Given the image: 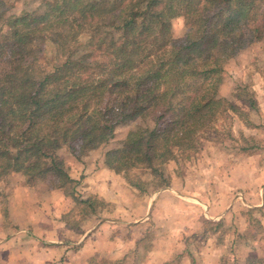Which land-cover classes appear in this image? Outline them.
Returning a JSON list of instances; mask_svg holds the SVG:
<instances>
[{"label": "trees", "instance_id": "16d2710c", "mask_svg": "<svg viewBox=\"0 0 264 264\" xmlns=\"http://www.w3.org/2000/svg\"><path fill=\"white\" fill-rule=\"evenodd\" d=\"M146 1L43 0L40 12L23 11L7 21L11 6L0 0L5 75L0 84V180L11 173L24 178L52 174L55 189L73 201L79 217L93 215L104 203L81 199L78 182L54 164L42 167L49 158L46 145L54 151L73 144L95 151L111 139L115 125L147 114L161 126L157 135L130 130L117 154L104 161L144 196L171 186L164 165L197 154L218 117L232 113L243 118L237 106L218 97V88L223 66L242 35L241 24L260 15L254 33L264 38V0H190L195 11L201 7L203 12L218 1L221 37L207 40L206 19L198 18V28L185 35L183 47L176 46L170 24L188 0H152L156 9L151 15L139 11ZM46 42L65 60L34 74L32 66ZM94 44L105 48L106 66L94 49H87ZM248 100L249 109L257 110L256 101L249 95ZM153 136L159 137L157 146Z\"/></svg>", "mask_w": 264, "mask_h": 264}, {"label": "rangeland", "instance_id": "374dc122", "mask_svg": "<svg viewBox=\"0 0 264 264\" xmlns=\"http://www.w3.org/2000/svg\"><path fill=\"white\" fill-rule=\"evenodd\" d=\"M151 1L147 0L140 5L139 11L151 15L156 9V6L150 4ZM9 3L11 7L6 14L7 21L23 11L40 12L43 0H9ZM213 4L206 12L201 11V7L195 11L188 0L180 11L172 14L170 33L176 46L185 45V35L195 32L198 18L206 19L207 40L221 37V25L216 17L218 1ZM263 9L264 7L261 14ZM260 21L259 15L256 20L250 19L241 24L242 35L234 46L233 57L223 66L218 88V97L237 106L238 111L243 113V118L232 113L221 115L212 128L205 132L197 154L187 160L178 156L164 165L163 172L170 177L171 186L152 195L156 196L152 209L154 215L146 223V228H136L132 235L121 231V238L125 236L127 241L150 245L149 249L142 246L137 248V255L133 256L130 264H179V249L182 247L194 255L192 264H264L263 261H249V253L239 247L243 242V245L248 243L247 246L252 249L259 244L264 247V230L261 233L260 223L264 214L260 212L262 208H257L261 204V196H264V114L258 107L257 110H251L248 106V95L255 101L257 95H264V38L258 39L254 33L255 28L261 26ZM87 49L95 50L101 66L107 65L109 56L102 45L94 44ZM2 59L0 84L5 80ZM64 60L61 52L52 43L46 42L32 66V73L49 70L61 65ZM33 90L31 87L28 94ZM160 128L147 114L137 119L126 118L115 125L111 139L95 150L93 156L90 152L82 151L77 144L72 147L64 146L56 151L52 145H46L44 151L49 158L43 161L42 167L48 168L54 164L68 175L75 176L77 180H74L79 182L78 189L88 177L83 167L86 164L91 167L104 166L106 157L117 154L130 130L136 129L146 134L153 132L155 136ZM154 136L152 142L157 146L159 137ZM242 137L252 141L245 143ZM55 185L56 179L52 174L24 178L18 173H11L0 180V207L5 211L6 202L12 197L15 205L18 201L17 210L20 205L23 206L17 215L24 213V218L29 217L30 213L42 209L38 199L55 189ZM57 192L61 194L58 190ZM79 192L81 190L77 193ZM179 194L184 199H180ZM143 201L141 203L135 199L133 206H130L136 219L151 208L147 197ZM61 208L60 205L54 209L58 211ZM187 211L193 214H181H187ZM10 215L13 217L15 210ZM203 217L219 226L204 224L201 220ZM246 233L251 235L252 240L249 235L245 236ZM259 233L262 238L256 243ZM143 250L149 251V260L141 258ZM136 257L140 258L135 260ZM189 263L182 259L181 264Z\"/></svg>", "mask_w": 264, "mask_h": 264}, {"label": "crops", "instance_id": "0c3cea01", "mask_svg": "<svg viewBox=\"0 0 264 264\" xmlns=\"http://www.w3.org/2000/svg\"><path fill=\"white\" fill-rule=\"evenodd\" d=\"M256 101L258 110L264 114V95L261 97L257 95ZM94 152L89 154L93 156ZM96 166L91 167L86 164L85 168L83 167L88 177L84 185L77 189V192L81 190L78 193L81 199H94L104 203L105 208L93 215L79 217L78 211L73 210V201L58 194L56 189L41 195L38 200L41 201L42 209H37L26 218L24 213L17 215L23 206L20 205V209L17 210L18 201L15 205L12 197L6 202L5 211L0 207V264H130L133 256L137 255L135 253L137 248L140 246L150 248L149 244L138 241L132 243L127 241L128 238L125 236L121 238V231L132 235L136 228L140 230L146 228V223L154 215L152 209L155 206L156 196L152 195L155 193L137 196V193L119 176L105 166ZM69 177L77 180L70 174ZM144 197H147L149 202L147 203L151 208L145 215L136 219L130 206H133L135 199L144 203ZM179 198L184 199L181 194ZM260 202L257 208H262L258 211L264 214V196H261ZM60 205L61 210L56 211L54 208ZM14 210L15 215L12 217L10 213ZM181 214L191 216L193 212L187 211V214ZM203 219L209 221L204 217ZM260 223L262 233L264 218ZM248 235L249 233H246L245 236ZM257 235L256 243L262 238V234ZM249 236L251 238V235ZM243 244H239V247L249 253L247 257L249 261L264 262L262 245H256V248L252 249L247 246L248 243ZM185 250L183 247L179 249V264L182 259L192 264L194 255L191 251ZM139 258L136 257L135 260ZM141 258L149 260L151 258L149 251L143 250Z\"/></svg>", "mask_w": 264, "mask_h": 264}]
</instances>
